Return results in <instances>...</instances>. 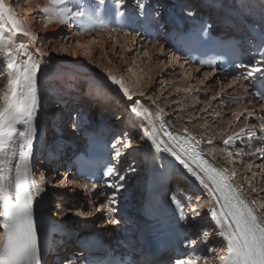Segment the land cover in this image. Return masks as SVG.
I'll list each match as a JSON object with an SVG mask.
<instances>
[{"label":"rangeland","instance_id":"374dc122","mask_svg":"<svg viewBox=\"0 0 264 264\" xmlns=\"http://www.w3.org/2000/svg\"><path fill=\"white\" fill-rule=\"evenodd\" d=\"M75 1L70 0L66 5L67 9ZM183 1L127 0L123 10L129 11L133 16L140 15L139 4L146 3L143 16H146V14L152 15L153 22L150 21L147 26L144 23L136 28L131 26L126 31L129 33V38L133 37L131 39L132 45L128 46L126 50L119 45L114 48L113 41L108 40L107 45L102 47L99 45L93 46V51L88 56V59L75 55H63L57 52L45 57L47 63L44 65V71L41 73L38 82L40 103L34 121L36 127L34 144L36 145H33L32 158L34 156L35 161L32 163V167H34V174L38 179H34L35 183H38V187L41 189L39 195H47V198L52 201L54 193H62L60 196L66 197L73 202L72 209L62 208L60 216L65 218L64 222L69 223L70 220L75 222L83 218L92 223L97 222L100 218L103 219L99 212L96 211V206H93L91 210L87 208L85 197L80 196L83 187L77 184L74 188L70 187L59 174L55 175L56 172H53L49 164H46L45 152L39 149L41 141L47 143L46 140L50 139L54 140L53 142H56V145H59V140H63V142L66 140L65 136L62 138L56 136L55 139L50 138L49 133L54 129L52 124L57 126V130H59L58 128L67 129L73 135H76V131L72 133L74 128L79 127L80 130L83 127L81 124L79 126L73 125L75 104L85 106L88 119L101 117L103 120L104 118L110 120V117L106 118L104 116L106 113L115 115L119 112H125V119L122 121L118 120L115 123H108L114 130L117 128L122 148L124 144L131 141L132 146L125 153L120 151V156H123V154L125 156L119 163L121 164L126 159L134 167V179L137 188L141 186L144 177H146V159H148L150 151L155 150V147L150 142L142 139L144 133L150 131L146 121L129 111V102L122 96L116 86L108 82L105 75L106 72H111L118 78L122 76L124 79L127 78V74H131L132 85L126 86L140 103L138 111H143L147 108L151 114L149 118H151L155 116L154 114L157 110L160 112L163 110L162 114L168 119H170V116L173 117L174 122L171 121L179 130L185 131L187 129V132L197 137L204 146L213 148L217 155L214 157L215 160L224 164L230 172L235 173V183L238 186H243V192L248 195V201L256 200L257 204L255 207L259 209L261 215H264V156L258 153L251 155V153L256 152L257 148H264V134H262L264 129L261 127V122H264V109L258 107V110L248 111L247 105L240 103L241 98L246 96L243 95L244 93L246 94L244 92L246 90L238 82L239 80L237 84L229 87V80L223 78L222 75L215 74V76L212 75L209 78H205L204 83L200 82L203 73L184 68L180 63L172 60L166 50L167 48L162 43V39L153 38L154 30L161 29V25L165 20L166 23H169L167 20L170 17L166 19L167 15L165 14L169 12L172 5L174 7L172 9L176 12L180 9L178 5H181V8L188 7L187 2ZM215 1L223 2L224 9L222 13H224L225 16H223L225 18L228 17L229 20L235 23L248 20L250 25H259L258 27L264 32V0H209L210 3L204 5H208L210 8ZM4 2L13 9L17 18L24 24L20 17L25 15L23 13L25 11L20 8V5L25 6V1L4 0ZM47 2L50 3L49 0ZM108 2L114 5L112 0H108ZM159 4H162L164 8L159 7ZM79 6L83 7V5ZM250 10H255L258 15L251 14ZM157 12L161 17L155 21V13ZM37 14L42 15L36 11L32 15L37 16ZM73 20L70 14L67 22L62 21L63 24L58 23L52 29L34 31L37 37L36 46L38 47L43 42L44 45L42 47L44 49L49 48L50 51L60 50L61 44L69 43L72 36L76 39L79 38L78 35L81 34L82 30L92 35L94 30L104 33L113 28L107 25L109 19L108 21L105 20L106 24L104 23V26L100 25L98 30L86 25V20H84L82 26L80 19H77V24L79 25L75 24L73 26ZM145 28L152 32L149 36L144 32ZM162 28H168V26L165 25ZM43 35H45V41L42 39ZM0 39V90H3V86H6L7 83L6 74L8 71V60L4 55V50L8 47L14 48L19 42L29 45L31 39L23 35L11 36L7 32L0 34ZM154 42H156L157 47L163 45L164 52H160L159 47H155L152 56L148 55V53L145 55L146 44L144 45V43H149L152 46ZM137 55L139 59L135 61ZM24 59L25 57L22 55H17L18 61H23ZM139 62L142 65V70L137 72ZM181 76L188 77L194 86H197L198 82L200 84L198 87H194L191 92L188 89L184 90L180 86ZM95 80L101 83L98 95L86 92L84 89L88 82ZM240 91L244 93L240 95ZM141 92H143V96H141ZM245 100L243 101L246 103L251 102L247 101V99ZM51 102L52 104H50ZM50 108L51 110H49ZM82 113L84 114V111ZM236 113L242 114L239 119L236 118ZM249 126H252L251 136L241 133L242 138H237L228 145L223 144V140L229 135L240 133L241 129L247 130ZM54 133L56 132L54 131ZM229 153H231V156H229ZM249 164L253 165L251 170L247 167ZM181 172V174L179 173V175H182L181 178H176V181L190 175L183 167ZM147 180L148 178L145 181ZM183 183H185L184 186L190 189L186 190L183 186L179 190L182 192L185 190L190 210H198L204 214L208 213V208L212 206L213 201L208 191L206 193L205 187L201 188L196 181L192 180H184ZM253 188L256 189L255 192L252 191ZM132 195L134 194L132 193ZM41 196L40 199H42ZM88 212H91L92 215H87ZM66 214L68 217L64 216Z\"/></svg>","mask_w":264,"mask_h":264},{"label":"snow or ice","instance_id":"6c2138e0","mask_svg":"<svg viewBox=\"0 0 264 264\" xmlns=\"http://www.w3.org/2000/svg\"><path fill=\"white\" fill-rule=\"evenodd\" d=\"M69 2L70 0H50V3L44 7L37 4L36 9L45 14L49 22L52 16L67 22L69 10L66 5ZM107 2L108 0H96V12L98 13ZM112 2L117 10L116 15H123L127 0H112ZM145 7L144 3L139 4L141 15L144 14ZM189 15L192 13L189 12ZM158 16L159 13H155V17ZM72 19H80L83 26L85 19H92V9L80 7L72 14ZM5 32L11 36L31 37V48L34 52L24 42H19L14 48L8 47L4 50V55L8 60V71L6 86L0 90V230L3 232V239L0 240V264H42L39 230L34 210V199L40 194L41 189L33 178L34 173L30 168V160L36 136L34 121L40 103L38 74L41 70L42 59L50 54L42 52L41 48L36 46V35L26 28L4 0H0V34ZM78 47L84 48L86 45H78ZM18 54L25 59L18 61ZM89 54L85 53V55ZM260 56L256 65H264V53ZM236 67L250 70L237 74L233 84L241 79L251 82L257 73L264 71V67H253L243 63H238ZM105 75L108 82L116 86L129 102V111L142 117L146 125L150 127V131L145 132L142 139L150 142L157 151L170 154L180 166L207 189L214 202L208 208V215L218 227V235L227 243V255L222 257L221 264H264V215H261L259 209L255 207L256 200L248 201L245 198L243 186H236L233 183L235 173L213 167L197 150L198 142L195 137L181 136L167 128L163 121L160 123L161 131L158 132L154 121L149 118L151 115L149 110L145 108L143 111H138L140 103L126 86L124 79L118 78L111 72H106ZM242 86L247 87V84ZM255 95L264 100V95L256 89ZM162 113L163 110L159 114L162 115ZM241 115V113L235 114L237 119ZM251 127L249 126L247 130L241 129L240 133L229 135L223 140V144L228 145L235 139L242 138L241 133L251 136ZM261 127L264 129V122H261ZM185 133L187 134V129ZM131 146V141L124 144L125 148ZM112 147L115 149L116 144L114 143ZM257 153L264 156V148H257L256 152L251 155ZM119 156L120 152L116 151L115 157ZM247 167L251 170L253 165L249 164ZM205 178L210 182V186ZM125 179L126 177L121 175L114 166L107 168L103 176V184L112 191L105 194L106 201H102L96 207L97 212L105 209L108 213L116 211L118 196L124 188ZM96 187V184L92 185L93 191ZM252 191L255 192L256 189L253 188ZM87 215L91 216L92 213L88 212ZM107 223L114 224L117 221L108 219ZM192 244L193 242L189 241L186 246ZM209 251L212 250L209 249ZM176 264H197V260H180ZM205 264H211V261L206 260Z\"/></svg>","mask_w":264,"mask_h":264},{"label":"bare ground","instance_id":"6f19581e","mask_svg":"<svg viewBox=\"0 0 264 264\" xmlns=\"http://www.w3.org/2000/svg\"><path fill=\"white\" fill-rule=\"evenodd\" d=\"M24 1H25L24 3H26L25 6L24 5H20V8L25 11V12H23L25 15L21 16L20 18H22V20H23L26 28L29 29V30H31L33 34H34V31H36V30H39V29H41V30L52 29L58 23H62L63 24V22L60 21L59 18L56 17V16H53L51 18V21L49 22V19L46 18V15L43 14V13H41L42 15L37 14V16H33L32 15V14H34V11L38 12L37 9H36V5L39 4L41 7L42 6L43 7L44 6H47L49 4L47 2V0L46 1H44V0H31V2H29V0H24ZM49 2H50V0H49ZM198 2H199L198 3L199 5H204V4L210 3L209 0H199ZM88 4H90V5L93 4V6L92 7L91 6H88ZM79 5H83V7L91 8L92 9V19L91 20L85 19L86 20V25H89L90 27L95 28V29L98 30V29H100V25H103L104 26V23L106 24V21L105 20L108 21V19H109V22H107V25L109 27H113L112 28L113 31L112 30H108V31H105L104 33H102L100 31H95L94 30V32H93L94 34L90 35L89 33H86L84 30H82L81 34L78 35V37H79V38H77L78 41H77L76 38H74V36H72V39L70 40L69 43H62L61 44L60 50L58 49V50L50 51L49 48L44 49L42 47L44 45L43 42H42L41 45L38 46V47L41 48V51L42 52H47L49 54H55V52H57V53H61L63 55H69V56L75 55V56L80 57V58H84V59L87 58L88 59V56L91 55V53L93 51L92 50V47L93 46L99 45V46L102 47L104 45H107L108 40H112L113 41V47L114 48L119 45L122 49L126 50V48H128V46H131L132 45L131 39H133L132 36L129 38V33L126 32V31L128 29H130L131 26H133L134 28H136V27L140 26L142 23H144L145 26H147L150 23V21L153 20L152 19V15H150V14H146V16H143L141 14L140 15L133 16L127 10H123V15L117 16L116 15V11L117 10L115 9L114 5H112L109 2H107L105 5H103V7L97 13L96 12L97 4H96V1L95 0H76L75 3L71 7L68 8L69 15L70 14L71 15L74 14L76 12V9L78 7H81ZM145 5H147V4L145 3ZM159 5H160L159 7L164 8L162 4H159ZM178 6L180 7V9H179L178 12H176V11H174L172 9V7H173V5H172L171 9L169 10V12H168V14L166 16V19L168 17H170V18H168L167 22H170V21L176 22L177 19H179L181 17L182 18H186V16H187V14L185 13L186 11L184 12V9H186V8H181V5H178ZM223 7L224 6H223V2L222 1H215L213 3V6L210 7L212 9L211 10V13L214 14L215 17H218L219 18L221 16L224 20L231 21V20H229L228 17H226V18L224 17L225 15H224V13H222V10L224 9ZM144 10H145V8L143 9V12H144ZM250 13L253 14V15H255V16L258 15L255 12V10H252V11L250 10ZM220 14H222V15H220ZM160 17H161L160 15L158 17H156V20L155 21L159 20ZM215 19H217V18H215ZM141 21H143V22H141ZM70 22H71V20H70ZM242 23H245L243 25H245L246 27L253 28L254 26H257L255 24L250 25L249 24L250 22L248 20H246L244 22H241L240 24H242ZM72 24H73V26H75V24H77V19H74L73 22H72ZM77 25H79V24H77ZM156 31H158L159 33H162V29H159V30L156 29ZM144 32H146V34H148V36H149L150 33H152L151 31H149L148 28H145ZM136 35H137V33H136ZM153 35H154V33H153ZM261 35L264 38V33L262 31H261ZM160 37L162 39V43H164V46H165V38H166L165 35H161ZM29 38L31 39V37H29ZM42 39L44 41L46 40L45 35L42 36ZM134 39H135V37H134ZM31 45H32V40L29 43V47H30V50H32L34 52V50L31 48ZM78 45H86V47L81 48V47H78ZM144 45L146 47V49H144V52L145 53H148V55L152 56L153 50L155 49V47H157L156 46V42H154L152 44V46L149 43H144ZM65 49L67 50L66 52H65ZM158 49L160 50V52H164L163 45H161ZM86 52L87 53H90V54L89 55H85ZM138 59H139V56L137 55V57H135V61H137ZM171 59L174 60V61H176L177 63L179 61L174 56L171 57ZM46 63H47V59L45 60V57H44V59H42V65H41V67L44 68V65ZM141 70H142V65L139 62L136 71L139 72ZM192 70H193V68H192ZM43 71H44V69H43ZM43 71H41V73ZM191 73L193 74L192 71H191ZM130 75L131 74H127V76H126L127 78L126 79H124V77L121 76V78L124 79L125 84L127 86L132 85V82H131L132 79H131ZM187 75H189V74H187ZM212 75H215V71L204 72L202 74V76H201V79L199 78L200 79V82L204 83L205 82V78H209ZM216 75H218V74H216ZM187 79H188V77L185 78L184 76L183 77L181 76L180 86L183 87L184 90L188 89L189 92H191L194 89V87H198L199 84H200V82H198V85L197 86H194L193 84H191V80H189V79L187 80ZM234 79L235 78H229L230 85L237 84V81L238 80H236V83L233 84V80ZM100 86H101L100 81L95 80V81H92V82H88V84L86 86H84V89H85L86 92H89L91 94L93 93L94 95L95 94L98 95V91L100 89ZM243 93L244 92L240 91V95H242ZM81 94H83V93L81 92ZM243 95H245V93ZM245 97H247V96H245ZM245 97L244 96L242 98L240 97L241 98V102L240 103L247 105V110L248 111H250V110L252 111L253 109L254 110L255 109L258 110V107H260V105L257 102H254V103H252V102H248V103L244 102V101H246L245 99H247ZM50 104H52V102ZM75 106H76V108L73 109L74 110L73 116H75V120L73 121V125L79 126L81 124L84 127L89 126V124L91 122L90 121L91 119H88V115L86 113L87 110H85V106H83L81 104L80 105L79 104H75ZM78 107L80 109H78ZM261 107H263V106H261ZM49 110H51V108ZM83 111H84V114L82 113ZM159 113H160V111L157 110L155 112V114H154L155 116H153V117L150 118V119H152L154 121V126L157 128V131L158 132L161 131V129H160V121H161V119L163 120L166 117L165 115H163V114L160 115ZM104 116L106 118H108V117L111 118V122L110 123H113V122L115 123V122H118V120H121L122 121L123 119H125V112H122V113L119 112V113H116L115 115L112 114V113L110 115L106 113V115H104ZM169 118H170V121L172 120L174 122V119H173L172 116H170ZM52 127L54 129H53V131H52V129H50V131H52V132L49 133L50 134V138H52V139H55L56 136L59 137V138H62V137L65 136V139L66 140L67 139L70 140V138L73 137V134L69 133V130H67V129L65 130V129H62V128H58L59 130L57 131V126L56 125L52 124ZM81 128H83V127H81ZM149 129H150V127H149ZM54 131L56 133H54ZM161 138L162 139L164 138L163 135H161ZM114 143L116 144L117 151H119V152L121 151V152L125 153V151L128 150V148H125L124 145H123V148H122V145L120 146V137L119 138H118V136L115 137ZM33 145H36V144H34V142H33ZM208 150L212 153V155L214 157L217 156L216 153H215V151H214V149L211 148L210 146L208 147ZM154 151H156V149ZM32 152H34L33 149H32ZM124 156H125L124 154H123V156H119V162H121V160H123V157ZM152 160H153V162H155V159L154 158ZM181 173L185 174L184 172H181ZM178 175H179V173H178ZM179 176H182V175H179ZM187 178L188 179L195 180V178L192 177L191 175H189V176L187 175ZM183 181H184L183 179H178V181H176V185H180L178 189H182L181 187H183L185 185V183H183ZM206 183L209 184L208 181H206ZM76 184L77 185H81V186L84 185V184H80L78 182H76ZM205 191L207 193V189L206 188H205ZM35 199L37 200V205L40 208L42 206H44V202L42 200L43 197H42V199H40V195H39V197L36 196ZM57 214L58 215H61L62 214L61 213V210L58 209ZM64 216L65 217H68L67 214L64 215ZM68 227H71V226L69 225Z\"/></svg>","mask_w":264,"mask_h":264}]
</instances>
